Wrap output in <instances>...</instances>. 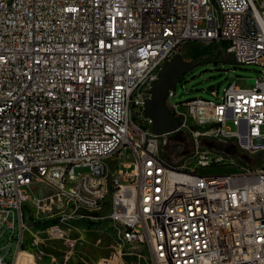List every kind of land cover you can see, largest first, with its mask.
I'll list each match as a JSON object with an SVG mask.
<instances>
[{
  "label": "built area",
  "instance_id": "1",
  "mask_svg": "<svg viewBox=\"0 0 264 264\" xmlns=\"http://www.w3.org/2000/svg\"><path fill=\"white\" fill-rule=\"evenodd\" d=\"M215 1L0 0L2 224L14 230L17 218L21 234L23 205L58 197L67 217L45 230L60 237L107 205L121 249L146 245L154 264H264V73L217 102L174 103L169 91L181 128L216 142L190 165L161 157L167 135L144 112L160 69L186 44L226 42L232 60L264 71V0ZM227 165L235 170L200 172ZM39 183L54 194L32 198ZM21 248L20 235L13 262L0 253V264H15Z\"/></svg>",
  "mask_w": 264,
  "mask_h": 264
},
{
  "label": "rangeland",
  "instance_id": "2",
  "mask_svg": "<svg viewBox=\"0 0 264 264\" xmlns=\"http://www.w3.org/2000/svg\"><path fill=\"white\" fill-rule=\"evenodd\" d=\"M213 3L216 5L215 0ZM186 46L180 49V54L184 52ZM227 57L219 62L203 63L192 67L175 82L173 102L181 103L196 98L217 102L222 100L224 92L234 81L240 87H251L252 80L261 77L264 73L259 66L239 64L230 60V56ZM214 91L218 95H215ZM132 110L134 124L148 129L145 117L140 115L141 109L133 107ZM226 126L231 132L237 130L231 120L227 121ZM197 132L198 127L189 125L187 128H181L178 134L174 133L162 138V149L174 151L176 147H179L180 155L173 159L175 166L190 165L195 161L196 151L213 148L216 142L207 136H197ZM123 152L114 156V161ZM229 152L243 166L250 167L245 162L254 161L247 160L246 154L233 142L230 143ZM127 155L128 152L124 153V156ZM261 156L253 158L258 160ZM239 157L243 158L244 162ZM234 170V167L227 165L202 168L200 172L218 174ZM77 172H86V169H78ZM29 193L32 198L52 196L54 189L46 183H39L32 186ZM54 200L51 206L43 209L34 208L31 203L23 205L24 228L21 234L17 218L14 230L8 223L2 224L0 219V253L5 255L7 263L13 262L21 235L22 249L25 252L23 264H154L146 245H126L121 249L114 226L108 218L107 205L100 211L81 212L87 217L69 225L67 223L62 225L63 237L53 231H46L47 225L59 222L63 215L67 217V207H62L58 197H54ZM10 220L13 221V218L10 217Z\"/></svg>",
  "mask_w": 264,
  "mask_h": 264
},
{
  "label": "water",
  "instance_id": "3",
  "mask_svg": "<svg viewBox=\"0 0 264 264\" xmlns=\"http://www.w3.org/2000/svg\"><path fill=\"white\" fill-rule=\"evenodd\" d=\"M192 67L193 64L184 61L179 53L160 69L158 80L152 84L151 98L144 107L145 115L153 119L151 130L154 134L171 135L180 130V121L171 113L166 98L175 82Z\"/></svg>",
  "mask_w": 264,
  "mask_h": 264
},
{
  "label": "trees",
  "instance_id": "4",
  "mask_svg": "<svg viewBox=\"0 0 264 264\" xmlns=\"http://www.w3.org/2000/svg\"><path fill=\"white\" fill-rule=\"evenodd\" d=\"M187 45V46H186ZM184 52L181 54L182 58L186 62H191L193 67L209 62H219L227 59L226 48L228 44L226 42L220 44H186ZM230 60L231 57H229ZM180 124L183 123L182 119L179 118ZM178 134V132L176 133ZM179 147L173 150L166 151L161 148L160 154L169 164L174 165L173 159L179 157ZM179 152V153H178Z\"/></svg>",
  "mask_w": 264,
  "mask_h": 264
},
{
  "label": "bare ground",
  "instance_id": "5",
  "mask_svg": "<svg viewBox=\"0 0 264 264\" xmlns=\"http://www.w3.org/2000/svg\"><path fill=\"white\" fill-rule=\"evenodd\" d=\"M23 239V238H22ZM25 252L24 250L21 248L18 250L17 256H16V262L15 264H23L22 260H23V256H24ZM30 263V262H29Z\"/></svg>",
  "mask_w": 264,
  "mask_h": 264
}]
</instances>
